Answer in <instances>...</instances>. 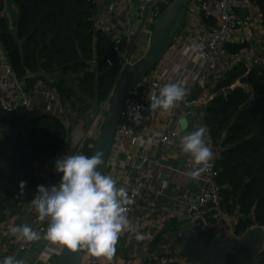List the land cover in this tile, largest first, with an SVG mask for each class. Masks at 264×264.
<instances>
[{"label": "trees", "instance_id": "16d2710c", "mask_svg": "<svg viewBox=\"0 0 264 264\" xmlns=\"http://www.w3.org/2000/svg\"><path fill=\"white\" fill-rule=\"evenodd\" d=\"M13 2L18 14L12 16V32L10 20L2 15L5 2L0 0V53L16 78L25 81L27 93L40 82L54 88L62 106L80 119L112 99L123 65L113 49L114 36L96 28L99 11L95 1ZM253 2L264 29V0ZM232 87L230 95L218 96ZM213 95L204 109L203 124L219 148L217 171L223 206L237 216L235 236L241 238L264 222V66H233L216 83ZM72 129L54 116L25 120L0 107V160L11 172L6 179L0 170V178L5 179L0 184V224L31 202L39 186V172L69 142ZM95 142L86 141L82 154L90 157ZM22 181L23 190L19 187ZM183 228L184 224L174 220L164 235H171L174 241ZM203 237L216 239L211 233H203ZM256 264H264V250Z\"/></svg>", "mask_w": 264, "mask_h": 264}, {"label": "crops", "instance_id": "0c3cea01", "mask_svg": "<svg viewBox=\"0 0 264 264\" xmlns=\"http://www.w3.org/2000/svg\"><path fill=\"white\" fill-rule=\"evenodd\" d=\"M98 4V16L96 19V28L113 35L120 33L126 34L127 31L134 29V40H145L146 34L137 27L136 11L137 3H129L128 0H95ZM5 17L13 23L14 16L18 14L13 1L5 2ZM13 23V24H12ZM184 25V24H183ZM15 28L12 29V32ZM197 40L195 33L192 38L183 34L182 40L176 42L174 47L167 51L156 68L159 71V81L161 88L168 83H179L185 89V97L172 109L164 111L157 110L155 113H148L144 117V123L147 126L145 137L147 143L144 147H139L138 157L134 156L138 152L137 148L127 146L126 151H113L108 162L111 175L116 180V186L123 187L127 194L135 193L137 196V205L135 207L130 228L132 231L126 233L123 231L116 243L115 253L111 258L103 257L106 264H146L150 257L157 258L170 251L177 257L176 264H187L182 252V246L170 240L171 235H164L165 230L172 221L176 220L184 224L187 218V211L191 204L195 203L199 196V185L195 183L185 173L182 152L179 139L190 130V124L187 117L182 115L183 103L189 99L196 101L201 97L208 98L213 95V90L218 81H220L233 66L244 63L248 68L264 66V29L251 28L241 33L238 45L247 44L249 48L242 50L238 55L232 56L227 53L205 69H201V62L197 68L191 69L190 47ZM138 42V43H139ZM140 43L136 44L140 47ZM3 53V52H1ZM5 58H2V68L0 78L4 74ZM238 86V85H237ZM198 93V94H197ZM197 94V96H196ZM194 96H196L194 98ZM64 111L70 121L77 118L68 108ZM165 112L166 117L159 116V112ZM185 118V119H184ZM85 118H82V121ZM184 119V120H183ZM79 121H77L78 123ZM80 123V122H79ZM87 126L78 125L73 129L76 131L75 137L81 136L87 130ZM175 128L178 132L177 138L167 146H160L157 141V133L162 129ZM66 147H62L55 159L45 166L38 174L39 186H49L50 182L60 175L55 172V162L57 159L66 155ZM0 170L4 178L11 177V172L7 164L0 160ZM152 176V185L160 192L162 197L158 200L149 201L144 198L147 186L150 183L148 177ZM0 184H5L0 178ZM36 194H34L35 196ZM37 211L32 207L31 202L17 214L8 218V221L0 224V259L8 256H14L22 260L23 264H57L62 246L53 244L43 236L37 240L31 251L23 252L15 256L16 245L19 238L13 236L10 229L15 226L28 225ZM234 217L233 226L237 222V216ZM149 230L156 239L154 243L147 244L142 240V230ZM204 233H211L216 237L215 240H230L238 238L235 236V230L231 227L212 226ZM212 240V241H215ZM264 250V237L261 244ZM183 255V257H182Z\"/></svg>", "mask_w": 264, "mask_h": 264}, {"label": "built area", "instance_id": "2783aa9c", "mask_svg": "<svg viewBox=\"0 0 264 264\" xmlns=\"http://www.w3.org/2000/svg\"><path fill=\"white\" fill-rule=\"evenodd\" d=\"M14 0H4V2ZM136 2L137 27L145 34H150V26L161 13L163 6L169 5L173 0H128L129 3ZM183 33L176 41L182 40L183 34L192 38L197 34V40L190 47L192 56L191 69L197 68L201 62V69L217 63L226 54L225 48L229 44L238 43L241 33L251 28L263 30L262 17L259 8L253 0H193L185 11L183 20ZM136 42L134 40V29L126 34L120 33L113 39L114 52L119 56L123 65V70L134 64ZM5 58L3 53H0ZM110 64V63H109ZM158 67V66H157ZM156 67V68H157ZM156 68L150 72L128 95L120 124L116 130L113 151H126L127 146L137 148L135 157L139 155V147H144L147 143L145 131L147 126L144 117L148 103L146 97L152 93L159 92L161 84L159 81V71ZM4 74L0 78V107L10 116L20 119L31 120L38 116L50 115L61 120L68 128H71L70 121L64 111L58 92L51 87L38 83L31 93H27L25 81L18 80L12 72L7 61L3 67ZM214 95L201 97L196 101L187 99L183 103V113L190 119V131L205 125L203 124L204 109L213 100ZM111 99L102 104L101 110L97 112L81 136L75 137V130L72 129L70 140L66 143V156L82 154L84 143L88 140H97L105 118L104 111L108 110ZM139 106V107H138ZM107 113V112H106ZM106 115V114H105ZM159 116H167L160 111ZM206 128V127H205ZM178 132L175 128H165L157 133V141L160 146H167L177 138ZM207 143L212 149L213 156L205 166V171L197 179H192L199 185V196L195 203L191 204L187 211L185 228L201 225L208 228L212 226H233L234 217L223 206L224 198L221 193V186L218 184L217 161L220 156L219 148L214 143L209 130L206 128ZM111 153V154H112ZM111 157V156H110ZM184 171L187 174L195 165L190 155L184 153ZM150 183L144 194V198L152 201L162 197V192L153 185V177H148ZM60 176L50 182V185L59 183ZM130 204L125 205V215L128 220L126 233L132 229L129 224L137 205L135 193L128 194ZM29 226L41 237L47 229V221H40L36 212L31 219ZM156 237L149 230H142V240L151 244ZM35 241H24L19 239L15 249V256L23 252L31 251ZM177 257L170 252H166L161 257H150L146 264H176ZM83 264H106L103 257L94 256L88 251L83 256Z\"/></svg>", "mask_w": 264, "mask_h": 264}, {"label": "clouds", "instance_id": "9594fccd", "mask_svg": "<svg viewBox=\"0 0 264 264\" xmlns=\"http://www.w3.org/2000/svg\"><path fill=\"white\" fill-rule=\"evenodd\" d=\"M179 83H168L158 94L146 97L147 111L170 110L185 97ZM139 107V106H138ZM183 153L190 155L195 167L187 173L197 179L206 170L213 156L207 143L206 128L200 126L179 139ZM103 153L91 157L83 154L63 155L55 162L60 181L51 186L40 185L31 200L40 221H47L43 239L72 251L87 250L94 256L111 258L120 234L128 228L125 205L130 204L127 191L117 187L116 180L103 172ZM20 189L25 188L21 182ZM13 236L24 241L41 239L30 226L10 229ZM0 264H23L14 256L0 259Z\"/></svg>", "mask_w": 264, "mask_h": 264}, {"label": "water", "instance_id": "95a60500", "mask_svg": "<svg viewBox=\"0 0 264 264\" xmlns=\"http://www.w3.org/2000/svg\"><path fill=\"white\" fill-rule=\"evenodd\" d=\"M88 1L93 3L95 0ZM192 1L173 0L167 5L150 26L149 46L145 56L122 71L105 115L100 135L93 145L90 155L91 157L97 152L103 153L104 174L107 175L110 172L108 162L128 95L160 64L165 53L173 48L181 37L185 11ZM246 48H249V45L229 44L225 51L236 56ZM234 88L225 89L218 96L230 95ZM206 231V227L196 225L182 230L176 237L175 243L182 246L187 264H256V259L262 252L264 222L248 231L241 238L230 240H207L203 237V233ZM86 251L74 252L71 249L62 248L57 264H83V256Z\"/></svg>", "mask_w": 264, "mask_h": 264}, {"label": "rangeland", "instance_id": "374dc122", "mask_svg": "<svg viewBox=\"0 0 264 264\" xmlns=\"http://www.w3.org/2000/svg\"><path fill=\"white\" fill-rule=\"evenodd\" d=\"M2 15H5V13L4 14L2 13ZM11 28H15V27L13 25H11ZM146 37L147 38H145V40L141 41V43L138 41L140 43V47L139 48L137 47V49L134 50V52H135L134 63L137 62L138 60H140L142 57H144L145 54L148 51L150 34H146ZM138 42H137V44H139ZM101 106L102 105L97 106L96 108H93L91 110V112H89L87 115H85V119L83 121H82V119H80V117L72 119V122H74V124L71 123V127L74 128V127H77L78 125H81L82 127H85L87 124H88L87 127H89V124L92 121V119L94 118V116L97 114L98 111L101 110L100 109V108H102ZM107 111L108 110L104 111V116H105ZM77 121H79L80 123L79 122L77 123ZM103 122H104V120H103ZM34 243H33V245H34ZM168 252H170V251H168Z\"/></svg>", "mask_w": 264, "mask_h": 264}]
</instances>
